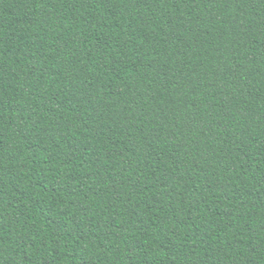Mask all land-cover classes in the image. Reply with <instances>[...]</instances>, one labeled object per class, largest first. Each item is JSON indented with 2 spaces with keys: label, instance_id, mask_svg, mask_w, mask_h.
<instances>
[{
  "label": "trees",
  "instance_id": "trees-1",
  "mask_svg": "<svg viewBox=\"0 0 264 264\" xmlns=\"http://www.w3.org/2000/svg\"><path fill=\"white\" fill-rule=\"evenodd\" d=\"M0 264H264V0H0Z\"/></svg>",
  "mask_w": 264,
  "mask_h": 264
}]
</instances>
